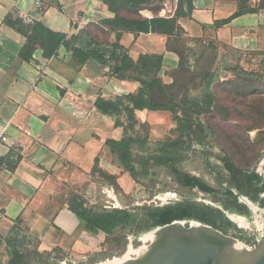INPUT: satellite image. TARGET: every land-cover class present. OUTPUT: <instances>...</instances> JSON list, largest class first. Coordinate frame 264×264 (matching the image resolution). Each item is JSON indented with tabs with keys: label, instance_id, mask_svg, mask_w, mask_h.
Instances as JSON below:
<instances>
[{
	"label": "crops",
	"instance_id": "1",
	"mask_svg": "<svg viewBox=\"0 0 264 264\" xmlns=\"http://www.w3.org/2000/svg\"><path fill=\"white\" fill-rule=\"evenodd\" d=\"M192 4L189 15L177 17L192 45L215 39L236 52L264 53V10L233 16L239 8L236 0ZM175 11L162 15L174 16ZM140 13L154 16L149 10ZM9 15L66 34L70 46L60 45L52 57L38 47L30 60H24L20 51L26 36L6 23ZM114 18L105 0H0V250L8 235L23 229L40 251L60 247L78 253L98 234L84 230L69 209L71 194L98 195L96 165L116 175L123 188L132 185L131 174L107 144L109 138L126 136L125 127L116 123L125 122V113H103L96 101L137 93L142 83L114 76L110 60L92 57L81 63L72 47L86 48L93 40L117 42L134 61L160 55L158 75L165 84L174 81L172 71L180 57L168 48L164 34L125 30L117 41V30L102 24ZM136 115L148 125L149 141L176 136L171 111L141 109Z\"/></svg>",
	"mask_w": 264,
	"mask_h": 264
},
{
	"label": "trees",
	"instance_id": "2",
	"mask_svg": "<svg viewBox=\"0 0 264 264\" xmlns=\"http://www.w3.org/2000/svg\"><path fill=\"white\" fill-rule=\"evenodd\" d=\"M186 1L187 8L184 7V0H178L174 16L155 13L152 18H148L140 15L139 11L150 0H105L109 9L115 13V18L104 20L102 24L111 30H117V41L122 31L125 30L135 33L154 32L168 36V48L177 52L180 57L178 68L172 71L174 81L171 84H165L158 75L163 59L160 55H142L134 61L123 51L119 43L106 45L94 40L86 48L72 47V50L74 57L78 58L81 63H85L92 57H97L104 63L110 60L113 62L114 76L120 79L138 80L142 83L137 93L116 99L99 98L96 101V107L103 113L109 114L120 109L125 113V122L118 119L116 123L125 127L126 136L121 140L112 138L107 140L112 152L118 155L123 170L135 178L138 172L149 175L152 174L154 168H167L180 185L216 194L218 190L201 177L191 175L180 168L181 162L188 158L190 153L196 151L195 146L197 144L205 146L208 138L213 134V128L206 118L217 107L215 94L212 91L202 95L191 92L198 86H195L196 77L190 71L187 59L190 56H196L197 53L187 45L186 41L189 39L183 37L184 30L177 22L178 16L191 13L192 0ZM236 1L239 8L233 16L264 10V0H261V4L257 7H249L242 0ZM124 12L128 17L122 16ZM6 23L26 36V43L20 51V57L24 60H30L38 47L44 50L46 57H52L58 53L60 45L70 46L66 34L54 32L40 22L26 24L21 19H15L9 15ZM210 78V71H205L201 75V85L207 80L210 82ZM240 78L248 81L243 84L234 83L235 96L247 97L257 90L252 84L255 78H249L243 72L238 74V79ZM231 108L228 106L222 109L228 113L226 118L231 115ZM141 109L171 111L177 123L174 130L176 136H167L163 141L155 143L149 141L148 125L141 123L136 115V110ZM262 112L264 113V110L260 113ZM137 148H142L144 153L140 156L136 155L135 149ZM222 160L224 168L230 175L229 183L235 185L245 195L253 193L252 199H257L259 193L264 191L259 174L256 171L236 166L227 156L222 157ZM94 172H98L100 176L119 187L116 175L98 165L94 167ZM225 195L229 204L246 210L230 188H227ZM69 209L80 219L84 230L94 235L105 233L114 240L124 239L129 228L133 233L139 234L176 219H197L216 228H222L224 232L225 228L235 227V224L220 208L189 200L146 207L144 218L140 221L126 208L98 209L95 206H89L78 192L71 194ZM9 242L11 243L10 240ZM49 254L48 251L41 252L38 249L23 251L14 247L7 264H44V257ZM0 264H4L1 259Z\"/></svg>",
	"mask_w": 264,
	"mask_h": 264
},
{
	"label": "rangeland",
	"instance_id": "3",
	"mask_svg": "<svg viewBox=\"0 0 264 264\" xmlns=\"http://www.w3.org/2000/svg\"><path fill=\"white\" fill-rule=\"evenodd\" d=\"M242 1L249 7H257L261 4V0ZM177 4L178 0H150L142 10H149L154 15L155 13L171 14V11L176 10ZM140 11L139 14L144 16ZM122 16L128 17L125 12ZM186 43L197 53L196 56H190L187 59V65L196 77L195 86H198L191 92L202 95L212 91L215 94L218 109L216 107L214 112L206 118L213 128V134L208 138V142L205 146L197 144L196 151L190 153L189 157L181 162L180 168L191 175H201V178L217 189L218 193H206L198 188L184 187L176 181L167 168H154L149 175L141 172H138L135 178L131 175L132 185L129 188L115 186L99 175L98 195L84 196L89 206H95L98 209L126 208L138 221L144 218L146 207L185 200L213 207L221 205L226 209L223 204L228 203L225 194L230 186L224 179L229 180L230 175L224 168L222 157L225 156L240 168L256 171L262 179L261 185L264 186V171L261 170L264 160V136L260 140L257 139L259 133H264V113H260L264 110V53L250 50L236 52L227 45H221L215 39H202L196 41L194 45L189 40ZM207 70L211 74L210 82L207 80L201 85V75ZM242 72L249 78H255L252 84L257 90L247 97L235 96L236 93L233 90L234 83L243 84L248 81L243 78L238 79V74ZM228 106L232 107V113L226 118L228 113L222 109ZM142 153H144L142 148L135 149L136 155L140 156ZM240 194L243 193L240 192ZM241 203L250 213L251 218L248 221V227L240 228L233 222L234 231L241 235V239L248 244L247 246L257 249L264 240V230L255 222L262 219L263 209H258L254 204L249 206L246 202ZM129 229L124 239L114 240L105 233H99L98 238L94 240L92 237L88 238L87 246L78 253L60 247L47 250L50 254L44 257V264H62L64 261L66 264H103L122 257L132 249L150 244L148 241H143L142 237L153 229L139 234ZM14 247L30 251L38 249L39 246L34 238H28V234L23 229L8 235L6 243L0 250V258L4 264H7Z\"/></svg>",
	"mask_w": 264,
	"mask_h": 264
},
{
	"label": "bare ground",
	"instance_id": "4",
	"mask_svg": "<svg viewBox=\"0 0 264 264\" xmlns=\"http://www.w3.org/2000/svg\"><path fill=\"white\" fill-rule=\"evenodd\" d=\"M261 170L264 171V160ZM242 200L250 206L253 205L245 197H242ZM262 215L264 219V210ZM233 219L239 225L246 224L242 217ZM260 227L264 230V224ZM142 240L150 244L132 249L122 257L103 264H160L166 255H172L179 246L192 244L197 247L206 246L211 252L212 264H252L264 252V240L257 249H251L246 244L224 238L206 225L195 221H192L189 227H185L181 221L157 227L145 234Z\"/></svg>",
	"mask_w": 264,
	"mask_h": 264
},
{
	"label": "water",
	"instance_id": "5",
	"mask_svg": "<svg viewBox=\"0 0 264 264\" xmlns=\"http://www.w3.org/2000/svg\"><path fill=\"white\" fill-rule=\"evenodd\" d=\"M264 136V133H259L257 135V139L260 140L262 139ZM232 191L236 194V195H239L238 197V200L240 202H244L242 200V197H245L247 198V200L249 202H251L252 204L256 205V207L258 209H264L260 206H258L252 199H250L248 196L244 195V194H240V192L235 188L233 187L232 188ZM245 203V202H244ZM213 204V203H212ZM216 207L220 208L225 214L226 216L232 221L235 223V221H233V219L231 218V215H239V216H244L246 219L247 216L245 215H242V214H238V213H235V212H230L226 209H224L223 207H221V205H216ZM176 221H181L183 222L184 226L185 227H189L190 226V223L192 221H195V222H198V223H201L203 225H206L207 227L211 228L212 230L216 231L217 233H219L221 236H223L224 238H229V239H232L234 241H238L240 243H243V244H246L248 245L244 240H242L241 238L237 237V236H234V235H231V234H227L225 233L224 231L220 230L219 228H216L214 227L213 225L211 224H208V223H205V222H202L200 220H197V219H176V220H173L172 222L170 223H167V224H164V225H159V226H156L155 228L157 227H160V226H165V225H169L173 222H176ZM238 226V225H237ZM240 227V226H238ZM153 228V229H155ZM195 244V243H194ZM211 252L210 250L204 246V247H197L196 245H193L192 246H179V248L176 249V251L172 254V255H166L165 256V259L160 263V264H212L211 262ZM252 264H264V252L260 255V257L254 261V263Z\"/></svg>",
	"mask_w": 264,
	"mask_h": 264
},
{
	"label": "flooded vegetation",
	"instance_id": "6",
	"mask_svg": "<svg viewBox=\"0 0 264 264\" xmlns=\"http://www.w3.org/2000/svg\"><path fill=\"white\" fill-rule=\"evenodd\" d=\"M219 175L221 176V173H219ZM223 178H224V177H223ZM224 180H225L226 184H228V185L230 186V189L233 188V185H231V184L229 183L228 180H226V179H224ZM231 190H232V189H231ZM244 195H245V194H244ZM251 195L254 196L253 193H250V195H246V196H248L250 199H252ZM262 196H264V191L261 192V193H259L257 199H255V200L252 199V200H253L258 206H260V207H264V199H262ZM238 201H239V200H238ZM239 202H240V201H239ZM240 203H241V202H240ZM223 205L226 207V210H228V211H230V212H235V213H238V214H242V215L247 216L248 219H246V218L243 217V216H239V215H231V218L233 219V217H242V218L246 221V224H244V225H239L238 223H236V221H235V223H236L237 225H239L240 228H241V227H248V225H249V222H248V221H250L249 219L251 218V215H250V213H249L248 211L243 210V209L238 208V207H235V206H233L232 204H229V203H224ZM249 206H250V205H249ZM255 206H256V205H255ZM263 210H264V209H263ZM263 210H262V211H263ZM233 221H234V219H233ZM255 223L258 224V226L260 227L262 224H264V219H263V217H262L261 220H257ZM220 230L224 231L222 228H221ZM225 230H226L225 233H227V234H231V235L237 236V237H239V238H242L241 235H240L239 233H237V232L234 231L235 229H234L233 227L225 228Z\"/></svg>",
	"mask_w": 264,
	"mask_h": 264
},
{
	"label": "built area",
	"instance_id": "7",
	"mask_svg": "<svg viewBox=\"0 0 264 264\" xmlns=\"http://www.w3.org/2000/svg\"><path fill=\"white\" fill-rule=\"evenodd\" d=\"M38 4H40V2H38ZM5 139V138H4ZM196 147V146H195ZM62 264H66V262L64 261Z\"/></svg>",
	"mask_w": 264,
	"mask_h": 264
}]
</instances>
